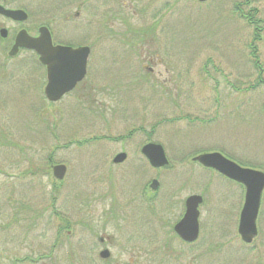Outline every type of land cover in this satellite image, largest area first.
Here are the masks:
<instances>
[{"label":"rangeland","instance_id":"1","mask_svg":"<svg viewBox=\"0 0 264 264\" xmlns=\"http://www.w3.org/2000/svg\"><path fill=\"white\" fill-rule=\"evenodd\" d=\"M5 1L0 4L26 12L19 25L29 34L48 24L54 42L88 45L90 55L82 103L70 104L71 95L49 104L43 94L45 71L33 54L20 51L6 59L17 24L0 16V27L8 30L0 40V68L3 60L4 68L15 73L11 84L0 83L4 264L26 255H47L39 264H83L78 257H95L67 243L50 254L46 233H56L64 223L60 218L69 222V232L65 228L60 233H75L70 244L83 237L86 248L97 240L89 233H165L154 221L127 216L98 224L97 212L107 204L82 207L81 200L90 198L81 195L82 189L87 184L93 189L94 179L120 151L127 160L113 170V181L119 182L121 172L129 173L134 165L145 166L129 181L158 179V213L169 191L181 201L193 193L203 197L195 243L170 241L157 264H264V190L257 236L246 244L237 233L243 187L190 160L196 153L217 151L240 166L264 172V28L254 42L259 58L254 66L248 48L252 28L234 11L235 3L243 0ZM249 7L255 9L253 19L264 20V0H250ZM154 22L152 41L133 42L126 32L127 26ZM149 67L152 72L146 74ZM150 141L163 147L167 167L152 169L139 153ZM56 163L66 167L61 180L51 173L50 165ZM117 237L118 256L122 237ZM132 244L142 249L137 238ZM34 245L36 249L30 247Z\"/></svg>","mask_w":264,"mask_h":264},{"label":"flooded vegetation","instance_id":"2","mask_svg":"<svg viewBox=\"0 0 264 264\" xmlns=\"http://www.w3.org/2000/svg\"><path fill=\"white\" fill-rule=\"evenodd\" d=\"M3 1L6 2L5 0ZM4 4L7 5L9 3H4ZM6 5H4V7L9 8V9H15V7H9ZM15 23L17 24L16 26L17 28L10 38L11 43H9V49L12 47L14 43V39H15V35L17 31L22 28L19 25L20 24L19 22H15ZM156 24L157 23L154 22L153 24L149 25L147 28L153 27V29H156ZM7 35H8V30L6 32L5 37L0 36V40L5 39ZM152 35L154 37V32L152 33ZM153 37L146 39V40L152 41L154 40ZM52 43L53 45L61 44L58 42H54L53 39H52ZM64 45H69L72 47L83 46V45L73 46L70 44H64ZM88 48L90 50L89 46ZM8 51L6 54L7 55L6 59L8 60L14 58L15 55L20 51H28L32 53L33 56L35 57L34 61L35 62L36 60L38 61V56L36 52L32 49L29 50V49L19 48L15 55H9ZM1 52H3V50ZM89 55H90V51H89ZM33 56L31 55V57ZM148 60L150 63H152V65H154V63L152 62V58L148 57ZM40 65L43 67L45 71V66L42 64ZM2 66L3 68H0V83L4 85L6 84L5 82H7V84H11L10 81H13L12 78H14V75H15V73L13 72L14 70L10 71L7 68H4L6 67V65L3 60H2ZM146 71H147L146 74H150V72H152V68L149 67V69H147ZM83 80L84 78L78 81L70 90L66 91L58 101L48 102V103L49 104L60 103L64 96L69 97L72 95V100L70 104H73L76 106L80 105L83 100V89H84ZM45 83H46V72H45ZM141 147L139 148V153L143 156L147 164L152 169L158 170V169L167 167V165L161 166V167L151 166L148 160L145 158V156L141 152ZM120 152H124V151H120ZM120 152L114 153L112 155L111 166L109 165L107 170H105L104 172H101V174L94 179L93 189H90L88 187V184L86 188L82 189L81 195L92 198L91 201H90V198L86 200L84 199L81 200L82 207L83 206L85 208L88 207L89 202L96 203V204H102V203L107 204L106 209L100 210L99 212H97L98 224L100 222H103V220L104 222L110 221V220L114 221L120 217L124 219L127 216V217H130V219H137L142 222L154 221V223L157 225V229L163 230L165 233H141L140 235H138V237H136L138 233H89V235H91L92 237H95V239L97 240L93 242L92 246L86 248L84 245L83 237L79 238L76 244L74 243L70 244L68 239L71 238L75 233H60L65 228H67L66 231L69 232L68 231V228H69L68 220L66 218L64 220L60 218L64 223L58 225L56 233H46L48 242H50V244L48 243V246H47V248L49 249V252L50 251L52 252L53 250L58 251V249L65 248L66 246L64 244L67 243V246H69V248H72L73 250L74 248H76L77 252H80L81 254L86 253L84 252V250L87 249V253H90V254L93 253L95 255V257H85V256L83 257L82 256V258H79L77 256L79 258V259L77 258V262L79 260V262L83 264L85 263L86 264H157L158 262H156L155 259L158 256H160V254L162 255V252H160L162 251V249L169 247L167 246V244L170 241L177 240L183 243L184 245H191L195 243L196 239H194L193 241H186L182 239L175 232L174 227L185 214L187 198L192 195H197V194L193 193V194L186 195L185 198L181 201L175 197V194L173 193V191H169L166 194L164 193V195L162 196V200H160V204H158L159 212H160L158 213V209H157L158 207L156 206V203L159 202L158 201V197H159L158 179L152 178L150 182L146 181L143 183L134 182V180L137 179L135 178V176L138 172V169H142V170L146 169L145 166L142 167V165H134L130 169H128L129 173H127L126 171L121 172V174L118 176L119 182L113 181V170L118 165H121L127 160V154L126 152H124L126 154V157L122 161L118 163L113 162V158L115 157V155ZM192 157L193 156L190 157V160L192 163H194L195 161L192 160ZM50 166L52 167V165ZM200 167L204 168L203 166H200ZM204 169L214 171V169H211V168H204ZM214 172L217 173L222 178H224L225 180L233 182L236 185H240L226 178L225 176L221 175L217 171H214ZM51 173H52V170H51ZM133 178L134 180L130 182L129 180H132ZM153 180L156 181L154 184H153ZM87 187L89 189H87ZM243 191H244V188H243ZM202 201H203V197H202ZM85 215H88V214H85ZM80 221L83 225H86L88 222V221H82V220ZM96 228H97L96 230H100V227L96 226ZM117 235L122 237V240L120 242L121 251L118 256L116 255L114 251L117 245L116 244L117 238H118ZM161 236L164 237V241H161L159 243ZM134 238H137L142 243V249H140L139 247H136V248H139V249H136L132 246L133 245L132 240ZM30 247L36 249V245L30 246ZM30 247H29V250H31ZM171 248L173 249V247ZM102 251H106L105 255L103 256L101 255ZM67 252L69 253L68 249H67ZM67 252L66 254L68 257ZM70 253H72V250H70ZM154 253L156 255H154ZM70 256H72V254H70ZM45 257H47V255L45 254H40L36 257L35 256L31 257V256L26 255L22 257L20 260L14 259L10 264H17V263H23V262H26L27 264H39V262ZM0 264H4V258L2 256L0 257ZM40 264H45V263L42 262ZM50 264H58V263H50ZM69 264H72V263L69 261Z\"/></svg>","mask_w":264,"mask_h":264},{"label":"water","instance_id":"3","mask_svg":"<svg viewBox=\"0 0 264 264\" xmlns=\"http://www.w3.org/2000/svg\"><path fill=\"white\" fill-rule=\"evenodd\" d=\"M197 1L205 2L207 0ZM0 15L14 21H24L26 19V13L22 9H9L2 5H0ZM6 32L4 27L0 28L1 37H5ZM20 47L34 50L38 55L39 62L45 66L46 84L43 92L48 101L59 100L66 91L82 80L86 73L89 48L87 46L53 45L50 32L44 25L38 27L36 36L29 35L25 29L19 30L8 54L14 55ZM141 152L150 165L154 167L168 164L164 150L158 143H145L141 147ZM125 157V153H118L113 158V162H120ZM193 160L204 167L213 168L244 187V198L239 212L237 233L242 242L250 244L257 235L256 218L264 189V172L242 167L217 151L197 154L193 157ZM65 170L66 167L63 164H55L52 166V175L60 180L63 178ZM155 182L153 180V184ZM201 200L200 195L188 197L185 214L174 227L175 232L186 241H193L198 236V205ZM105 253L106 251H102L101 255L103 256Z\"/></svg>","mask_w":264,"mask_h":264},{"label":"trees","instance_id":"4","mask_svg":"<svg viewBox=\"0 0 264 264\" xmlns=\"http://www.w3.org/2000/svg\"><path fill=\"white\" fill-rule=\"evenodd\" d=\"M250 0H243L242 2H236L234 5V11H239L238 15L240 18H242L246 24L247 27L252 28V38L251 41L248 44L250 57L253 61L254 66L258 63V55L256 54V46L254 44L255 41H258L260 37L259 31H261V28H264L263 25H261V22L264 24V20L262 19H253V15L251 14V11L255 10L254 8L249 7ZM241 5L245 6L247 9V12L244 13ZM48 26V24H47ZM126 32L131 33L130 36L132 39H134L133 42H144L147 38L153 37L152 33L154 32L153 27L147 28V27H138V28H132L130 26H127ZM122 36H125L123 34ZM260 81V80H259ZM264 109V104H263ZM1 136V135H0ZM1 137H0V143H1ZM51 162V159L49 160Z\"/></svg>","mask_w":264,"mask_h":264}]
</instances>
